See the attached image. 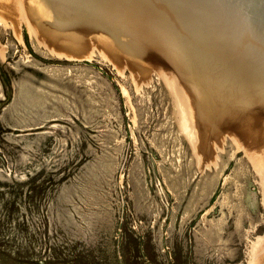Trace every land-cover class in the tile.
Wrapping results in <instances>:
<instances>
[{"label":"rangeland","instance_id":"obj_1","mask_svg":"<svg viewBox=\"0 0 264 264\" xmlns=\"http://www.w3.org/2000/svg\"><path fill=\"white\" fill-rule=\"evenodd\" d=\"M15 1L0 8V264H252L264 185L238 140L201 155L163 76L137 80L97 45L65 59Z\"/></svg>","mask_w":264,"mask_h":264},{"label":"water","instance_id":"obj_2","mask_svg":"<svg viewBox=\"0 0 264 264\" xmlns=\"http://www.w3.org/2000/svg\"><path fill=\"white\" fill-rule=\"evenodd\" d=\"M20 1L42 38L68 57L97 44L137 80L154 71L175 80L199 153L233 135L264 185V0ZM14 2L0 0V8L14 12ZM252 264H264V250Z\"/></svg>","mask_w":264,"mask_h":264},{"label":"bare ground","instance_id":"obj_3","mask_svg":"<svg viewBox=\"0 0 264 264\" xmlns=\"http://www.w3.org/2000/svg\"><path fill=\"white\" fill-rule=\"evenodd\" d=\"M15 2H16V1H15ZM20 3H21V2H20ZM22 6H23V3H22ZM22 6H21V7H22ZM23 7H24V6H23ZM23 7H22V8H23ZM24 11H25V10H24ZM27 19H28V17H27ZM28 21H29V20H28ZM30 25H31V22H30ZM33 27H34L33 25L30 26V29H31V32L33 33V35L35 36V32L37 33L38 31L35 29V27H34V28H33ZM92 45H97V44H91V45L89 46V48H90ZM97 46H98V45H97ZM56 51H57L56 53H59V54L62 55L63 57H66V58H70V59H71V57H68V56H67L68 54L63 53V52H61V51H59V50H57V49H56ZM88 56H89V55H88ZM88 56H87V54L82 55V56H78V57H79L78 59H80L81 57H82V58H87ZM72 58H73V57H72ZM75 58H76V57H75ZM156 72L159 73L161 76H163V77H165V78L167 77V76L165 75V73H161V72H158V71H156ZM166 79H167V80H166ZM166 79H165L166 84H167L168 88L170 89L171 93H172L173 91L175 92V89H174L175 87H174V85H173L175 80H173V79H171V78H170V79H169V78H166ZM173 94H174V93H173ZM174 95H175V97L178 98V94H177V93L174 94ZM180 95H181V94H180ZM181 103L184 104V107H185V105H186L187 107L189 106L188 101H187V100H183V98H182ZM185 108H186V107H185ZM185 108H184V113H186V112H185ZM181 113H183V112H181ZM182 117H183V119H184L183 122L185 123V126H186L187 131H188L189 128L187 127V126H188V125H187V124H188V122H187V117L184 118V115H182ZM185 120H186V121H185ZM188 133H190V132H188ZM191 133H192V132H191ZM192 136H193V135H192ZM193 141H194V140H193Z\"/></svg>","mask_w":264,"mask_h":264}]
</instances>
